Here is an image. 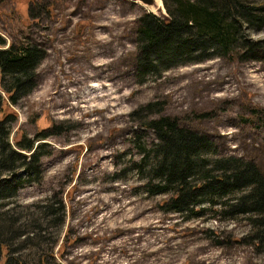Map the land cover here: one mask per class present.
Segmentation results:
<instances>
[{
	"label": "rangeland",
	"instance_id": "374dc122",
	"mask_svg": "<svg viewBox=\"0 0 264 264\" xmlns=\"http://www.w3.org/2000/svg\"><path fill=\"white\" fill-rule=\"evenodd\" d=\"M145 12L134 0H0L6 45L28 39L46 51L35 88L10 106V141L56 127L37 142L40 178L20 171L2 209L24 233L10 246L21 264H264L249 213L187 216L148 193L133 134L146 112L132 115L159 102L206 133L213 156L253 161L264 174V47L256 60L211 57L138 82L135 25ZM249 39L263 42L264 27ZM154 139L147 129L143 141Z\"/></svg>",
	"mask_w": 264,
	"mask_h": 264
},
{
	"label": "trees",
	"instance_id": "16d2710c",
	"mask_svg": "<svg viewBox=\"0 0 264 264\" xmlns=\"http://www.w3.org/2000/svg\"><path fill=\"white\" fill-rule=\"evenodd\" d=\"M168 18L162 20L149 12L136 20L134 57L135 78L143 82L159 78L167 70L211 57L235 56L239 60L259 59L264 41L249 39L253 31L264 27V0H162ZM46 55L40 46L10 42L0 35V259L3 264H21L11 256L15 219L2 210L5 199L16 193L18 174L27 179L41 176L37 143L50 133L39 132L35 139L22 133L10 141L16 114L10 110L37 84V68ZM145 113L140 131H134V143L140 154L136 168L146 180L149 194L168 195L161 207L187 216H202L230 211L249 213L252 237L257 248L264 247V174L250 160L232 155L213 156L215 147L201 131L180 124L177 117L163 114V105L150 102L132 115ZM205 115V114H204ZM154 133L150 145L143 141L146 130ZM217 152V148H214ZM49 153V152H46ZM19 186V185H18ZM52 207L46 206L45 213ZM58 213L56 224L62 223ZM56 215V213L54 214ZM252 215V216H251ZM53 221L55 219H52ZM25 236L24 243H31ZM43 258V257H42ZM41 258V259H42ZM44 262V260H43Z\"/></svg>",
	"mask_w": 264,
	"mask_h": 264
},
{
	"label": "water",
	"instance_id": "95a60500",
	"mask_svg": "<svg viewBox=\"0 0 264 264\" xmlns=\"http://www.w3.org/2000/svg\"><path fill=\"white\" fill-rule=\"evenodd\" d=\"M134 1L145 6L147 9V12L153 14L154 16L162 20H165L168 18V15L166 13L162 0H134Z\"/></svg>",
	"mask_w": 264,
	"mask_h": 264
},
{
	"label": "bare ground",
	"instance_id": "6f19581e",
	"mask_svg": "<svg viewBox=\"0 0 264 264\" xmlns=\"http://www.w3.org/2000/svg\"><path fill=\"white\" fill-rule=\"evenodd\" d=\"M145 7V6H144ZM146 8V7H145Z\"/></svg>",
	"mask_w": 264,
	"mask_h": 264
}]
</instances>
